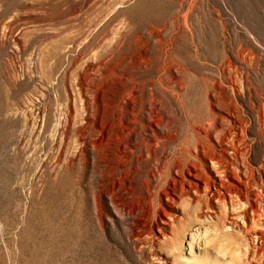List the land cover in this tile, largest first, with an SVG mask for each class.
Wrapping results in <instances>:
<instances>
[{
    "label": "bare ground",
    "instance_id": "obj_1",
    "mask_svg": "<svg viewBox=\"0 0 264 264\" xmlns=\"http://www.w3.org/2000/svg\"><path fill=\"white\" fill-rule=\"evenodd\" d=\"M58 2L37 0L30 7L41 11L60 7ZM155 2L138 0L125 11L112 12L110 19L93 30L77 24L69 29L70 37L62 31L61 48L69 41L76 48L71 51L68 68L81 56L87 60L74 73V103L63 89L66 103L59 105V119L54 123L47 119L43 129L49 132L52 128L50 144L56 168L73 175L77 183L85 181L82 196L101 227L127 225L125 235L134 250L133 237H139V229L158 244L169 243L177 250L187 241L190 258L182 263L174 255L171 264H195L201 253L198 238L206 244L208 239L231 237L236 221L230 214L238 208L255 226L262 216L261 203L257 195L251 198L253 170L238 158L243 150L235 144L240 140L235 129L238 122L231 111L239 105L232 60L237 58L223 51L216 76L186 74V68L173 58L179 55L177 37L191 31L184 24L169 28L163 21L165 12L156 8ZM62 70L64 79L66 69ZM199 81L211 89L207 95L211 113L206 120L185 121L183 125L182 100L189 91L185 84ZM224 122H228L225 129ZM220 130L223 135L217 139ZM238 160L242 169L233 164ZM224 217L229 220L220 228ZM182 224L189 233L181 232L177 241V227ZM138 250L144 257L143 250ZM211 253L201 264H264L257 259L264 257L263 247L231 250L219 245Z\"/></svg>",
    "mask_w": 264,
    "mask_h": 264
},
{
    "label": "rangeland",
    "instance_id": "obj_2",
    "mask_svg": "<svg viewBox=\"0 0 264 264\" xmlns=\"http://www.w3.org/2000/svg\"><path fill=\"white\" fill-rule=\"evenodd\" d=\"M36 1L0 0V264H171L174 255L185 263L190 258L187 241L177 250L169 243L158 244L139 229V237H133L135 251L125 235L127 225L101 227L82 196L85 181L77 183L73 175L56 168L50 144L52 128L49 132L43 129L47 119L53 123L59 119V105L66 103L63 89L74 103V73L87 60L81 56L68 68L71 51L76 48L71 41L61 48L62 31L70 37L69 29L77 24L93 30L138 0H45L59 1L60 7L41 11L30 7ZM153 4L165 12L163 21L169 28L184 24L191 31L177 37L179 55L173 58L186 68V74L216 76L215 68L222 63L224 51L237 58L232 60V74L236 88L244 90H237L239 106L231 111L239 125L235 129L240 140L235 144L243 150L238 158L253 170L249 190L251 198L259 197L262 216L253 226L239 208L235 210L230 214L236 221L232 236L224 241L208 239L206 244L198 238L201 253L195 264L211 258L219 245L231 250L264 248V0H157ZM190 84H185L189 91L182 100L183 125L185 121L206 120L211 113L208 84ZM73 116L75 119V112ZM221 125L225 129L228 122ZM222 135L220 130L216 138ZM240 160L234 161L235 168L242 169ZM228 220L224 217L219 227ZM187 229L185 224L177 227V241L180 234L189 233ZM199 250L196 247L193 251L197 254Z\"/></svg>",
    "mask_w": 264,
    "mask_h": 264
}]
</instances>
